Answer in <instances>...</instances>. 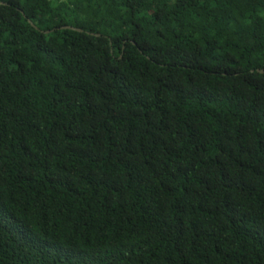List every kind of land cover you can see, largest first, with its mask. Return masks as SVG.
Returning a JSON list of instances; mask_svg holds the SVG:
<instances>
[{
	"label": "trees",
	"instance_id": "16d2710c",
	"mask_svg": "<svg viewBox=\"0 0 264 264\" xmlns=\"http://www.w3.org/2000/svg\"><path fill=\"white\" fill-rule=\"evenodd\" d=\"M0 264H264V0H0Z\"/></svg>",
	"mask_w": 264,
	"mask_h": 264
},
{
	"label": "water",
	"instance_id": "95a60500",
	"mask_svg": "<svg viewBox=\"0 0 264 264\" xmlns=\"http://www.w3.org/2000/svg\"><path fill=\"white\" fill-rule=\"evenodd\" d=\"M29 22H30L34 27H36V25H35L31 20H29ZM64 28H70V29H75V30H78V31H82L81 28H76V27H73V26H64ZM45 32H49V31H45Z\"/></svg>",
	"mask_w": 264,
	"mask_h": 264
}]
</instances>
